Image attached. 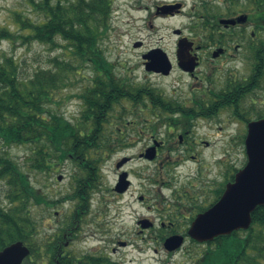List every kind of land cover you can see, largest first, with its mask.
I'll use <instances>...</instances> for the list:
<instances>
[{
	"label": "rangeland",
	"instance_id": "rangeland-1",
	"mask_svg": "<svg viewBox=\"0 0 264 264\" xmlns=\"http://www.w3.org/2000/svg\"><path fill=\"white\" fill-rule=\"evenodd\" d=\"M129 0H113L112 14L108 29L100 41V48L106 60L113 64L114 75L131 85L134 88H145L152 91L153 95H161L166 103L178 100V92L183 91L178 83V76L173 73L168 78L150 75L146 72L138 58V52L130 50V43L134 38L140 36L147 37V30L142 29L143 23L136 21L138 18H131L129 12ZM20 14L35 20L36 16L32 12L29 0H0V26L16 31L18 28L14 23L15 15ZM186 23L183 17L175 21L163 24L156 32L151 30V39L164 37L166 41L172 39L171 30ZM60 46L51 48L40 43L21 44L16 42L11 44L5 40L0 41V57L3 54L13 56L20 65L23 76L30 75L34 70L44 67H53L51 60H68V53L62 49L65 44L57 40ZM71 75L70 86L55 94V100H60L53 106V111L63 115L72 124L79 125V119L84 105L78 97L85 89L92 85L94 76L93 70L89 65H85ZM261 84V83H260ZM261 85H264V80ZM251 97L247 96L244 101V108L250 109ZM174 104V103H173ZM121 106L125 110H121ZM257 114L264 115V88L257 89ZM158 116H154L153 114ZM256 114V113H255ZM119 116L121 119L117 126L125 122H136L139 127H147L156 121H163L165 118L173 119V115H167L161 108L155 107L148 100L143 98L142 104L132 106L129 102L123 101L116 105L110 112L109 117ZM138 117V118H137ZM254 117L252 109L246 114L247 119ZM240 121V122H239ZM148 125V126H149ZM194 140H205L209 143L208 147H201L195 153L181 152L178 149L170 155L173 163L168 165L163 172V177L168 181L171 178V184L165 186L161 183H147L137 177H131L132 188L124 195H116L111 191L115 179L116 169L114 163L118 157L111 156L108 161L99 164V176L97 182L93 185L95 189L88 191L87 205L85 214L81 215V223L75 241L66 248L71 256L79 257L81 255H101L108 256L121 264H192L196 257L202 253L206 245H200L185 241L184 245L173 252H166L158 235H170L177 232L156 228L148 231L142 229L137 222L141 219L156 220L162 217L154 210V207L167 208L174 202L176 197L174 191L181 188L194 189L199 187L200 183L208 184L203 187L202 196L197 201L198 206L207 207L214 202L216 197L213 192L219 188V185L240 169L246 162L244 152L243 137L246 133V123L241 120H235L229 113L222 112L218 116L208 121L198 120L194 123ZM166 123H163L159 136L168 135ZM113 127V126H112ZM112 127L105 125L103 138H108ZM143 143H139L128 154H135ZM39 144L15 145L5 149L7 156L16 162L21 170L28 176L31 185L41 194L46 195L49 202L55 201L50 209L45 210L43 206L34 207L36 217L41 218V223L45 230L56 232L60 224H66L69 216L74 211L75 202L66 200L72 188L75 186V179L79 175L77 164L70 160L56 162V154L50 147H45L47 155H50L49 171L36 170L32 168L33 160L36 155ZM92 151L87 154V158L96 160ZM194 155V159L187 158V155ZM121 155V154H120ZM177 155L184 160H177ZM40 160V159H39ZM98 164V163H96ZM141 163L134 162L128 165L129 170L134 173L140 170ZM149 175H152L156 169L155 164L148 166ZM56 171V172H55ZM62 176V180L57 181L56 177ZM168 184V183H167ZM3 183L0 182V204H4ZM195 190V189H194ZM203 190H207L203 192ZM198 191V190H196ZM139 192L146 198V203H140L136 195ZM201 194V193H200ZM165 200V205L162 201ZM160 213H163L161 211ZM122 243H124L122 245ZM112 249H117L112 253Z\"/></svg>",
	"mask_w": 264,
	"mask_h": 264
},
{
	"label": "trees",
	"instance_id": "trees-1",
	"mask_svg": "<svg viewBox=\"0 0 264 264\" xmlns=\"http://www.w3.org/2000/svg\"><path fill=\"white\" fill-rule=\"evenodd\" d=\"M112 3L113 0H29L35 20L16 14V31L0 26V41L35 42L53 48L61 45L57 43L59 39L65 44L62 49L68 53V60L55 58L50 61L53 67L38 68L28 76L22 75L13 56L0 57V182L4 187V204H0V251L16 241L23 242L30 254L22 264H53L55 261L59 264H115L109 258L102 257L99 261L88 254L70 258L61 255L63 234L68 228L77 230L87 205L90 189L83 188V183L92 178L89 163L96 160L85 155L98 149L101 143L111 144L109 138H103L100 129L102 123L108 122L107 113L123 101L137 106L147 96L153 109L173 112L174 104L166 103L161 95H153L149 89L134 88L114 75L113 66L100 48L109 26ZM85 65H89L94 76L89 88L71 96L78 97L84 105L79 125H76L53 111V106L60 103L55 100V94L72 83L70 74ZM263 80L264 55H261L257 56V89L264 88ZM121 110L125 107L121 106ZM262 116L257 114V119ZM161 122L174 125V118ZM25 144H39L32 168L50 170V155L45 150L50 147L56 154V162L68 159L76 163L81 172L66 199L76 203L70 218L76 215V219L60 224L54 233L44 229L33 209L43 206L48 210L56 202H49L46 195L31 185L28 176L5 150ZM90 144L97 147L90 149ZM232 179L230 174L228 180ZM251 218L248 230L235 231L207 243L192 264H264V206L257 207Z\"/></svg>",
	"mask_w": 264,
	"mask_h": 264
},
{
	"label": "flooded vegetation",
	"instance_id": "flooded-vegetation-1",
	"mask_svg": "<svg viewBox=\"0 0 264 264\" xmlns=\"http://www.w3.org/2000/svg\"><path fill=\"white\" fill-rule=\"evenodd\" d=\"M129 3L131 18L137 17L136 21L143 23L142 29L147 30L146 38L140 36L131 41L130 50L133 53L138 52L139 64L145 71L149 66L156 69L168 67L167 75L155 72L149 74L168 78L175 73L182 79L178 83L182 84L180 88L183 91L178 92V100L173 101L174 105L171 106L173 112H166L167 115L172 114L174 117V125L164 126L167 136H159L160 122L156 121L149 125L145 121L147 127H139L138 125L143 122L137 124L134 121L117 126L119 117L116 116L113 120L109 117L110 113H107L108 122L102 123L100 133L103 135L106 124L109 127L113 126L108 136L111 144L101 143L98 149L93 144L88 145L90 149L96 148L93 153L96 162H90L94 164L93 166L89 163L92 178L84 180L83 188L90 191L95 189L93 185L98 180L99 164L102 165V162L104 164L111 156H120L114 163L117 175L111 189L116 195H124L131 190L130 178L133 176L139 178L140 182L143 180L165 186L171 184V178L165 180L163 172L173 163L170 158L172 152L183 149L181 152L195 153L197 149L209 145L205 140H194L193 128L198 120L208 121L222 112L229 113L235 120H242L239 117L247 119L246 114H249L250 109L254 117L248 122L257 120V107L254 106L257 104V56L264 55V0H129ZM179 17H183L186 23L171 30V40L166 41L164 37L151 39V30L156 32L163 24L175 21ZM109 64L114 67L113 64ZM247 96L251 97L253 104L249 110L243 106ZM153 115L158 116L155 113ZM139 143L143 144L138 151L129 155L128 152ZM151 146L155 148L152 160L145 157L146 149ZM176 157L177 160H184L179 155ZM194 157L191 154L187 155L190 159ZM121 161H125L124 164L117 167ZM134 162L141 163L140 170L135 173L128 169V165ZM150 164H155L156 167L152 175L147 173ZM123 173L126 174L128 185L124 192L119 193L115 189ZM228 179L229 177H226L213 192L216 196L214 202L221 196L226 183L229 182ZM200 184L201 186L197 188L193 186L195 190L186 188L175 190L174 202L167 208L155 206L154 210L162 217L156 220L141 219L150 225L147 230L160 228L177 232L170 235L179 234L185 238L193 218L203 212L198 208H208L213 204L207 207L198 206L199 196L203 195L201 189L208 186L206 183ZM203 192L207 193V190ZM136 198L140 203H146V198L140 192ZM159 200L163 205L166 204L164 199ZM161 211L163 213H160ZM82 213L85 214V210ZM73 219H76V215ZM81 219L79 218L80 221ZM72 220L70 219V222ZM77 232L68 228L63 234L62 244L65 249L61 255L65 258L71 257L66 248L75 241ZM161 236L162 234L158 235V240ZM188 241L191 242L189 239ZM66 242L68 245H65ZM160 242L163 243L161 240ZM111 251L115 253L117 249ZM93 256L99 261L105 257L112 263L121 264L108 256L96 254Z\"/></svg>",
	"mask_w": 264,
	"mask_h": 264
},
{
	"label": "water",
	"instance_id": "water-1",
	"mask_svg": "<svg viewBox=\"0 0 264 264\" xmlns=\"http://www.w3.org/2000/svg\"><path fill=\"white\" fill-rule=\"evenodd\" d=\"M146 70L164 75L169 73L168 67L156 69L149 66ZM154 149H147L145 157L152 160ZM244 149L245 165L234 174L233 181L226 184L220 198L207 210L196 215L191 222L187 236L196 242H211L235 231L247 230L252 222V212L257 207L264 206V117L247 124ZM124 162H119L117 167ZM125 180L126 174L123 173L115 189L117 192L126 190L128 181ZM139 224L143 229L150 226L145 221H140ZM183 240V236L172 235L164 240L163 247L168 252L175 251L182 246ZM28 255L29 249L21 241H17L0 251V264H22Z\"/></svg>",
	"mask_w": 264,
	"mask_h": 264
}]
</instances>
